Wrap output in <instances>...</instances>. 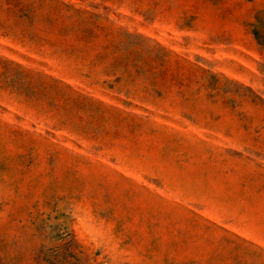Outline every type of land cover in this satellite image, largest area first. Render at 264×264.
Listing matches in <instances>:
<instances>
[{
	"label": "rangeland",
	"instance_id": "obj_1",
	"mask_svg": "<svg viewBox=\"0 0 264 264\" xmlns=\"http://www.w3.org/2000/svg\"><path fill=\"white\" fill-rule=\"evenodd\" d=\"M0 264H264V0H0Z\"/></svg>",
	"mask_w": 264,
	"mask_h": 264
}]
</instances>
